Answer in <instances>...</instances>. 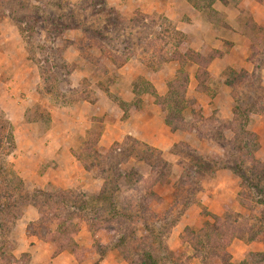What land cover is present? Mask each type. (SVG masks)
I'll list each match as a JSON object with an SVG mask.
<instances>
[{
  "label": "rangeland",
  "instance_id": "obj_1",
  "mask_svg": "<svg viewBox=\"0 0 264 264\" xmlns=\"http://www.w3.org/2000/svg\"><path fill=\"white\" fill-rule=\"evenodd\" d=\"M102 10L105 13H99ZM203 47L217 51V56L212 60L205 52L200 60L191 62L188 58L184 67V52L200 53ZM232 49L237 52L233 60L242 58L241 66L229 68L235 70L234 76L227 69L222 82L211 72V66ZM226 74L236 81L235 92L247 101L246 108L252 112L245 113L249 114L246 126H240L237 120L232 125L234 133L224 134L231 144L225 143L221 132L212 127L218 122L230 127L224 122L236 120L218 116L219 110L212 105L207 115L201 108L200 117L194 118L190 111L182 114V100L179 109L169 108L170 125L166 124V115L157 103L167 97L171 84L177 91L169 95V100L182 95L186 84L187 96L198 104L189 93L193 82L196 93L212 102L226 89L232 93L224 84ZM156 84L166 86L167 92L160 94ZM152 108L161 116V122L146 127L144 134L148 137L156 131L159 136L162 127L167 128L177 138L169 150L162 151L130 134L139 125L132 117ZM245 129L254 137L249 139ZM118 133L120 139L114 142ZM236 138L252 142L249 152L253 159L250 153L241 155L246 160L243 174L251 177L259 168L260 179L264 178L260 169L264 164V0H0V206L6 202L21 204L23 196L28 201L17 225L9 221L7 230L0 229V249H6L7 255L6 259L0 258V264H51L50 253L54 257L64 252L76 254L77 264H131L125 258L141 264L137 248L145 247L147 241L159 264H264L261 257H254L264 254V180L254 188L238 173L218 169L206 173L203 179L197 177L200 191L193 194V205L185 208L176 204L185 201L189 191L199 189L196 182H189L183 191L176 185L184 180V164L189 162L184 143L207 160L218 162L227 156L222 146L231 153L238 152ZM128 139L156 152L151 155L142 145L132 151L134 143ZM117 145H122L121 153L127 160L118 171L106 172L103 177L98 172L103 149ZM135 154L146 159L139 161ZM233 161L226 160L228 164H235ZM114 162L116 159L107 163ZM91 164L92 170L88 171L86 166ZM253 164L259 167L253 169ZM152 169L157 174L151 175ZM130 170L136 180L139 174L146 178L144 185L134 187L130 176V188L128 180L122 178L119 192L102 197L107 178L112 180L115 172ZM224 170L226 174L217 176ZM158 177L168 183L154 187L151 198L163 200L150 205L155 218H147L137 227L125 216L112 217L110 199L116 201L118 210L124 199L137 198L136 204L140 205V190L153 186ZM72 178L78 182L70 186ZM61 191H72L77 201L82 200L81 194L95 199L100 217L111 222H104L103 232L109 233L105 246L96 247L93 233L78 216L69 219L67 235H63L64 229L56 231L52 215L37 222L40 205L35 198L41 192ZM111 192L106 187L105 194ZM45 201L43 198L41 208L46 204L51 213L53 207ZM29 209L38 211L37 220H24ZM86 210L78 213L76 208L70 212L88 213ZM226 211L232 216L228 218ZM141 212L136 209V216ZM145 224L151 233L145 231ZM83 228L94 239L91 248L86 247L89 240ZM133 228H139L138 244L129 237ZM187 228L203 230L197 233L203 240V247L199 246L202 252L196 251L198 246L193 242L197 236H191ZM123 233L129 243L117 247ZM36 240L40 242L38 247L28 246ZM44 243L50 249H43ZM59 247L64 249L60 251ZM23 254L28 259L12 260Z\"/></svg>",
  "mask_w": 264,
  "mask_h": 264
},
{
  "label": "trees",
  "instance_id": "obj_2",
  "mask_svg": "<svg viewBox=\"0 0 264 264\" xmlns=\"http://www.w3.org/2000/svg\"><path fill=\"white\" fill-rule=\"evenodd\" d=\"M96 13H97V16H101L99 13H105V12L102 10L99 13L96 11ZM118 22L120 24L122 21L118 20ZM126 44L130 45L131 43H126ZM127 49H129V47H127ZM205 52H207L208 55H211L210 57L212 60L217 56V53H216L217 51L215 52L214 50L206 48V47H203L200 50V53L193 52L191 54L190 53L187 54V52H184V67L187 64L186 60L188 58L191 60V62L194 59L200 60V58H202L201 54H204ZM220 56H221V54H220ZM198 63H199V61H198ZM228 70L230 72L229 74H232L234 76L235 70H230V69H228ZM229 74L225 75L226 78H225L224 84L232 89L231 95H232L234 102H235L233 114H234V120H236V121L235 122L234 121L229 122V123L224 122V123L229 124L230 127L223 125L222 124L223 122L222 123L218 122L217 123L218 125H214L212 127L214 131L221 132L220 134H222V135L220 137L223 138V140L227 144H231L232 140H226L224 134L228 131H232L234 133V131L232 129V125H234L237 122V120H238L240 126H243V125L246 126V123L249 120L248 115L249 114L252 115V112H250V110L248 108H246V106L249 105L247 103V101L244 98H240L237 95V93L235 92L236 81L232 77H229ZM244 75H246V74H244ZM246 76H244V78ZM211 77H213V76L211 75ZM186 83H188V80L186 81ZM186 87L187 86L185 84L184 93H182V95H176L175 96L176 98H172L169 100V95H174L177 91V89H175L174 85L171 84L169 86V91L167 93V97L161 98V100H164V101L163 102L159 101L157 103V106L166 115L165 116L166 121H167L166 124L170 125L169 124L170 122L168 120V118L170 116L169 114H171L169 112V108L171 109V111H173L175 107H176V109H179L178 107H180L179 105H181L180 102L182 100H184V110H182V108H181L182 114H183V111L184 112L190 111V114L194 118H197L198 116L200 117L201 108L198 107V104L195 100H193L187 96ZM207 89L208 88H203V91H207ZM246 112L247 113L249 112V114L246 115L245 114ZM167 113H168V117H167ZM241 118H242V120H241ZM200 119H202V117ZM221 124H222V127H221ZM244 134H246L249 139L251 137L252 138L254 137V135H252V134H251L252 136H250L247 129L244 130ZM237 139L238 138L234 139V144L236 145V149L238 152L237 153H231L230 151L227 150L226 146H222L224 151H227L226 152L227 156H225L224 159H219V160L217 159L218 162H216L212 159L207 160L206 156L198 154V152L196 150L192 149L191 146H189V144L184 143V148L186 149V150L184 149V155H186V157L189 159V162L187 164H184V180H181V182L177 183L176 185L180 190L183 191L184 187L188 188L189 182L190 183L196 182L197 185L199 186L198 187L199 189L194 190L195 193L194 192L192 193L191 191H189L187 193V199L185 201H182V202L178 201V202H176V204H182L183 206H185V208H187L188 206H191V204L193 205L195 202V198L192 199V196H193V194L197 195L198 191H200V182H198L199 178H197V177H199V175H200V177H202L206 173H211V171H213L215 173L218 169H229L235 173H238V175L240 177H242V179H244V181H246V183L251 184V186L253 185L254 188H258L259 183L262 180H264V178L260 179V176H259L260 173H258V172H260L259 168H258V171L255 172V174L251 175V177H248L247 175L243 174V169H242V166L246 162V160H242L241 155L247 156L248 153H250L249 151H250L252 142L249 139L247 141L244 140L245 142H242L241 139L238 141ZM128 141H131L134 143L132 145V148H131L132 151H134V149H136L137 146L142 145L144 147L145 151L146 152L149 151L151 155H153L156 152V150L154 148L147 146V145H143V143L136 141L134 139H128ZM121 146L122 145H117L116 147L114 146L109 150L103 149V154H101L102 155L101 157H103L102 158V164L99 168L100 171H98L99 173H102L103 177H105L106 172L111 173L115 170L118 171L120 166H122L125 163V161L127 160V159H125V156H122ZM255 147H256V145H255ZM126 150L128 151V148ZM251 155L252 154L250 153L249 156H251ZM135 157L139 161H144L146 159L145 157H143L139 154H137V155L135 154ZM252 157L253 156H251V159H253ZM111 159H116V162H114L113 165L108 164V163H110ZM231 159H234L233 162H235V164H228L226 162V160H231ZM223 161H225V162L223 163ZM92 165L93 164L86 166L88 171L92 170V167H93ZM253 166H254L253 169L256 168V166L259 167V165H257V164H253ZM112 168H113V170H111ZM212 169H214V170H212ZM260 169L263 170V174H264V164H263V166L260 165ZM165 173H166V170H165ZM150 174L155 175L157 173L155 172V170L152 169L150 171ZM130 176L133 179L134 187L139 186L141 184L144 185L146 178L143 175L139 174V176H137L138 178L136 180L134 173H133V170H130V171L124 172V173L115 172L114 178L112 180H110L109 178H107L108 180H106V183H108V185H106V187L111 189L112 192L110 194H107V193L105 194V192H106V187H105L102 197H105V199H106L109 197V195H110V197H112L113 193L115 191L119 192L120 187H118V183H119L120 179H122V178L127 179L129 182L128 187L133 188V186H131L132 179L131 178H130V180L128 179ZM165 177L166 176H164L163 178H165ZM261 177H263V176H261ZM163 178L158 177V181H156L153 186H149V188L143 187V190H140V193L142 195V196H140L142 199V201H141L142 203L140 205L136 204L137 198H133L132 200H127V199L125 200L124 199V202L122 204H120L121 205L120 210H118L119 208L117 207V205L115 203L116 201L110 199L108 207H109V212L113 213L112 217L117 218L120 216H125L129 222L133 223L132 226H137V227H139V224L141 223V221H143L147 218H155L156 214H154V212L151 211L150 205L154 202L161 204V203H163V200H160V199L154 200V198H151V197L155 195L154 194V187L155 186H163L162 183L167 182V181L163 182ZM201 179H203V177ZM152 188H153V190H152ZM144 191H147V193L144 194ZM74 194L75 193H73L72 191H61L60 193H55V192H41V193H39L40 196H38L34 200V201L38 202L37 203L38 206L40 205V208H39L40 209V217H39V220L37 222H40V221L43 222V220H45V218L48 217L47 215H50V216L52 215L51 217L57 225L56 231L58 230V232L59 231L61 232V229H64L63 235H67L68 234V228L71 225V223H70L71 221L69 219H71V217H73L72 215L78 216V218L84 219L86 221V225H87L88 230L93 233V237L95 239L96 247L100 246L102 248L103 246L106 245V243H108V241L106 240V237L109 235V233L106 234L105 232H103V231H106L105 223H106V225H109V223H111V222H108L105 218L100 217L97 205H94V202L96 203L94 198L91 199V197H89L88 195L81 194V196H79V198L81 197L82 200L77 201L76 200L77 198L75 197L76 194L75 195ZM190 197H191V200H190ZM43 198H46L47 203L49 202L50 203L49 205L51 207H53V211L51 213L47 209L48 206H45L46 204L44 206H42V208H41V205L44 204L43 202H41V201H43ZM87 199H89V200H87ZM26 201H27L26 198L23 196L21 204H16L15 202L14 203L6 202V203H3L2 206H0V229H6L7 230L6 223L9 221L12 222L13 224L16 222V224H14V225L15 226L17 225L18 220L23 217L25 209L28 206V203H27L28 201L27 202ZM29 203H31V202H29ZM76 208L78 209V213H80L81 211L86 210V209L88 210V213L84 212L83 214H71L70 211L72 209H76ZM138 208L142 209V212L140 213V215L136 216V209H138ZM17 209H19V210H17ZM15 211H17V212H15ZM121 211L122 212L124 211V213H127L129 215L126 216L127 214L126 215L122 214ZM60 212H63V213L67 212V215L61 216ZM225 214H226V216H228V218L232 216V214L227 213V211L225 212ZM51 217H48V218H51ZM213 217L216 219H221L220 217L219 218H217L215 216H213ZM65 218L67 219V222H64ZM166 218H168V217H166ZM111 219H113V218H111ZM107 228L110 229L109 226ZM144 228H145L146 232H148V233L152 232L151 228H149V226L147 224L144 225ZM133 229H135V228H133ZM133 229H131V233L129 234V237H132L133 238L132 241L134 243L138 244L140 242V237L136 236V234H137L139 228L137 229V231H136V229L135 230H133ZM188 230L190 231V229L187 228L186 232ZM217 230H218V227H216L214 234H216ZM189 233L191 234V236H197L193 243L196 245V247L198 246V248H195L196 251L202 252L203 250L200 249L199 246L203 247V240L198 238L197 233L201 234V233H203V230H200V231L191 230ZM184 237H185V235H184ZM53 241L57 243L56 240H53ZM128 243H129V238L126 235V233H123V236L119 239L116 246L117 247L127 246ZM149 245L150 244L148 243V241H147V244L145 245V247L138 245L140 247H138L137 250H138V252H141L138 255L139 260L142 261L141 264H159L160 263L159 260L154 256V250H151V247ZM160 245L161 244H159V246ZM75 247L71 248V250H73V252L76 251ZM63 249H64V247H59L60 251H62ZM5 250L6 249H0V258L3 257L4 259H6L7 255L5 253ZM165 256H167V255L165 254ZM28 257L29 256L27 254H23L21 256V258H17V259H15V257L14 258L11 257V258L13 261H17V260L24 261L23 259H28ZM254 257H256V258L261 257V261L264 263V254H258V255H255ZM125 260H128L131 264H134V260L131 261L128 258H125Z\"/></svg>",
  "mask_w": 264,
  "mask_h": 264
},
{
  "label": "crops",
  "instance_id": "obj_3",
  "mask_svg": "<svg viewBox=\"0 0 264 264\" xmlns=\"http://www.w3.org/2000/svg\"><path fill=\"white\" fill-rule=\"evenodd\" d=\"M210 25L212 26V24H210ZM212 33H213V31H212ZM212 33H211V35H212ZM214 36H215V34H214ZM217 37H219V36H217ZM216 40L218 42L219 41L222 42L219 38H216ZM234 48H235V46H234ZM233 50H236V49H232L231 52L225 54L221 59L214 60V62L212 63L211 72L216 75V78H218V79L220 78V81H222V82H223V77H224L223 73L226 72L227 69H229V68L236 69V68H239V66H241L240 63L242 61V58L240 56H238V59H236V61H235V59L233 60V55L235 53H237ZM239 57H240V59H239ZM215 69H217V70H215ZM155 87L160 94H165L167 92L166 86L160 87L158 84H156ZM190 88H192L189 90L190 96L197 99L198 105L200 106V108L203 109V112L205 115H207V112L210 109L209 107H211V105H212V106H215L214 108L219 110L218 116L222 115V117L225 119H229V120L233 119V117H234L233 110L235 107V105H234L235 102H234V99L231 95L230 90L228 91L226 89L227 91L226 90L224 91V93H225V94L223 93L224 95L220 94V93L216 94L214 97V100L212 102H210L209 100L204 99L202 95L196 93V85L193 82L191 83ZM129 93H133L131 89L129 90ZM142 113L143 114L136 115V116L132 117L133 122L139 123V125L135 126L133 133H130V132L129 133L131 135H134V136L140 138V139H143L149 145H152L154 147L162 149V151L169 150L171 148V146L175 143V140L177 139L176 136L174 138V136L168 131L167 128L162 127L161 135L157 136V132L154 131V132H152V135L147 137L144 134V132H146V127H150L151 124H154V122L155 123H157V121H158V123L161 122V116L158 115V112L155 108L154 109L152 108L150 111H144ZM109 131H110V127H109ZM119 133H118L117 137H115L114 142L120 139ZM125 134L126 133H124V135ZM223 173L226 174L225 170L224 171H218L217 176L221 175ZM77 182L78 181L76 180V178H72V180L69 184H70V186H72V185H75V183H77ZM48 183H50V182H47L46 184H48ZM226 190H227V187H226ZM207 205H210V202H207ZM38 217H39V215H38L37 210H30L29 209L24 220L30 222L31 220H34V219L37 220ZM22 225H24V223ZM83 232H84L85 237L88 238V240H89V244L86 247L91 248L94 244V239H92V236L90 235L88 230H86V228L83 230ZM32 242L33 241H30L28 246H30V245H33L36 247L39 246V243H40L39 241L36 240L33 243ZM79 244L82 245V243H79ZM48 245L49 244L44 243V245H42V248L43 249H45V248L50 249ZM48 259L50 260L51 264L52 263L53 264H77V262H76L77 256H76V254H73L72 252L71 253L64 252V253H61L59 255H55L54 257H52L51 253H50Z\"/></svg>",
  "mask_w": 264,
  "mask_h": 264
}]
</instances>
